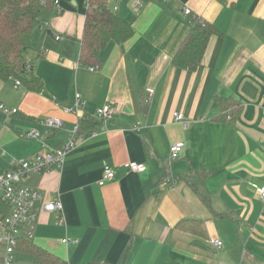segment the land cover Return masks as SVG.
Here are the masks:
<instances>
[{"label": "crops", "instance_id": "obj_1", "mask_svg": "<svg viewBox=\"0 0 264 264\" xmlns=\"http://www.w3.org/2000/svg\"><path fill=\"white\" fill-rule=\"evenodd\" d=\"M107 2L134 36L110 43L100 68L79 63L87 0H59L60 12L41 11L28 55L41 92L0 81V103L18 112L0 111V172L61 148L79 121L99 122L76 136L60 170L21 183L62 204L37 212L29 239L66 264H264V199L252 189L264 186V0H142L136 11L134 0ZM185 8L220 32L196 71L172 65L191 28ZM76 94L79 116L63 111ZM216 97L236 102L232 115L222 116ZM104 105L114 111L105 125ZM46 118L63 126L48 131ZM31 129L41 139H27ZM176 143L183 148L170 162ZM105 166L114 177L99 186ZM13 264L31 259L17 250Z\"/></svg>", "mask_w": 264, "mask_h": 264}, {"label": "trees", "instance_id": "obj_2", "mask_svg": "<svg viewBox=\"0 0 264 264\" xmlns=\"http://www.w3.org/2000/svg\"><path fill=\"white\" fill-rule=\"evenodd\" d=\"M86 7L79 63L98 69L102 64L101 53L106 47L110 43L124 44L134 36V30L109 7L107 0H88ZM53 8L54 0H0V81L16 80L27 91L41 92L43 82L33 73L28 55L32 50L33 32L41 11ZM189 16L191 28L173 56L172 65L182 70L196 71L202 64L210 39L220 35V32L203 18ZM215 101L220 105L223 117L228 113L232 115L236 102L219 97ZM236 110L239 111V108ZM84 122L88 124L87 131L81 130L80 124L76 135L97 131L95 125L99 122ZM1 205L4 208L0 210V216L8 215L10 209L0 199ZM17 250L27 255L31 264H66L61 258L35 246L25 236L18 239L15 252Z\"/></svg>", "mask_w": 264, "mask_h": 264}, {"label": "built area", "instance_id": "obj_3", "mask_svg": "<svg viewBox=\"0 0 264 264\" xmlns=\"http://www.w3.org/2000/svg\"><path fill=\"white\" fill-rule=\"evenodd\" d=\"M88 1V0H87ZM151 1V0H147ZM142 5V0H134L135 11ZM54 9L60 12L59 0H54ZM184 13L191 14L190 10L185 8ZM60 39V37H56ZM20 85L19 81H16ZM149 94L153 90H148ZM85 102L79 94L75 95L74 103L69 108H63L65 113L74 112L80 115L84 109ZM0 111L4 115H13L17 113L16 109H8L0 103ZM113 108L110 105H104L97 112L98 118L105 125L113 116ZM176 122L180 123L183 128L187 129L189 123L184 120L181 113H176ZM42 125L48 130H56L63 126V121L58 118H46L42 121ZM80 125V121L76 124L73 134L63 143L62 147L45 154H35L28 159H12L11 168L0 172V199L9 207V214L0 216V225L4 232L0 235V247L3 249L2 264H13L15 259V248L18 239L22 236L30 238L31 230L35 222L37 212H61L62 204L59 200L46 201L38 192L24 187L21 183L30 173H44L54 169L60 170L64 164L65 157L75 149L76 131ZM139 124L134 127L138 130ZM42 135L36 129H31L27 132L26 138L29 140H39ZM183 148L182 143H176L170 147L169 161H175ZM126 167L136 173L145 171L144 164L130 162ZM114 171L111 167L105 166L103 175L98 182L99 186H103L106 181L112 180ZM252 189L260 199H264V186L252 185ZM64 244L69 242V239H63ZM207 243L215 248H220L222 242L215 238L208 239Z\"/></svg>", "mask_w": 264, "mask_h": 264}, {"label": "rangeland", "instance_id": "obj_4", "mask_svg": "<svg viewBox=\"0 0 264 264\" xmlns=\"http://www.w3.org/2000/svg\"><path fill=\"white\" fill-rule=\"evenodd\" d=\"M1 233V232H0Z\"/></svg>", "mask_w": 264, "mask_h": 264}]
</instances>
